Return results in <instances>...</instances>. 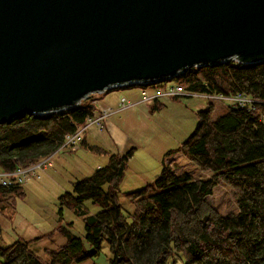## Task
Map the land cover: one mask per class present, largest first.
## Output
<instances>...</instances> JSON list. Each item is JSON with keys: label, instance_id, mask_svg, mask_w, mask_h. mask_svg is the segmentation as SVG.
Here are the masks:
<instances>
[{"label": "trees", "instance_id": "16d2710c", "mask_svg": "<svg viewBox=\"0 0 264 264\" xmlns=\"http://www.w3.org/2000/svg\"><path fill=\"white\" fill-rule=\"evenodd\" d=\"M174 82L192 93H241L257 101L250 110L231 104L217 120L211 118L212 103L197 112L195 130L170 154H183L205 177L178 173L163 162L153 184L127 194L134 212L125 216L119 194L133 151L111 154L84 138L81 146L108 154V163L73 183V193L59 197V224L54 232L0 246V264H81L97 259L104 244L110 250L107 264H177L180 255L187 259L185 264H264V60L192 68ZM163 106L155 104L152 111ZM93 115L94 105L85 101L69 111L26 115L1 124L0 171L15 172L54 155ZM220 185L231 190L236 213L224 215L212 203L214 189ZM25 196L21 185L0 184V206ZM86 201L101 211L90 215ZM65 209L83 217L84 237L70 232L72 224H64ZM56 232L66 242L46 249L44 260L31 245Z\"/></svg>", "mask_w": 264, "mask_h": 264}, {"label": "water", "instance_id": "95a60500", "mask_svg": "<svg viewBox=\"0 0 264 264\" xmlns=\"http://www.w3.org/2000/svg\"><path fill=\"white\" fill-rule=\"evenodd\" d=\"M231 59L264 60V0H0V125Z\"/></svg>", "mask_w": 264, "mask_h": 264}, {"label": "rangeland", "instance_id": "374dc122", "mask_svg": "<svg viewBox=\"0 0 264 264\" xmlns=\"http://www.w3.org/2000/svg\"><path fill=\"white\" fill-rule=\"evenodd\" d=\"M175 85L174 81H168L162 88ZM142 92V88L131 86L97 94L81 101L80 104L85 101L91 102L107 114L102 120V126L91 124L87 120L85 125L75 132L76 134L85 128L86 131L88 130L87 133L85 131L90 141L88 142L97 145L99 143L94 139L102 137L110 124L112 129L110 145L121 141L124 149L133 151V160L128 162V169L119 194V203L125 216H130L134 212V205L127 194L136 192L147 184H153L155 181L148 183V179L155 178L160 172L161 160L173 165L176 158H180L179 155L175 156L170 152L180 147L193 133L197 124V112L212 103L214 110L211 118L217 120L227 114L228 107L232 104L228 101L199 97L163 98L157 103L145 104L142 102L144 101ZM122 99L129 101L131 106L125 108ZM161 103L164 106L160 110L152 111L155 104ZM99 119L100 116L96 122ZM67 139L68 137L64 144L67 143ZM80 145L78 142L75 146L66 148L62 146L52 155L53 157L51 156L53 167L41 173L40 180L30 178L23 184L26 192L24 198L15 197L0 206L3 208L0 211V246L12 245L19 239L31 240L54 231L59 224V197L65 192L73 193V183L91 176L97 167L108 163V154L93 152ZM186 159L185 157L178 161V173L191 174L195 179L205 177V174L193 162H188L189 160ZM182 161H187L188 164ZM211 201L224 215L237 211L234 196L224 185L214 189ZM84 206L90 215H97L101 211V208L91 201H86ZM63 218L64 224H72L70 230L75 236L80 238L85 236L83 217L65 209ZM65 242L63 235L56 232L52 238L33 242L31 249L46 260L44 255L46 249H57ZM109 257V247L104 244L102 253L97 259L81 264H107ZM186 260L183 255H180L177 258V264H185Z\"/></svg>", "mask_w": 264, "mask_h": 264}, {"label": "built area", "instance_id": "2783aa9c", "mask_svg": "<svg viewBox=\"0 0 264 264\" xmlns=\"http://www.w3.org/2000/svg\"><path fill=\"white\" fill-rule=\"evenodd\" d=\"M229 61H234L236 63L244 65L243 63H241V61H236L233 59ZM186 72L180 73L177 77L185 74ZM177 77H175L174 79H176ZM173 80H168V81H173ZM168 81L156 82L154 84H150L146 86H138L143 89L142 94H143L144 101L142 100V102L152 103V102H155L163 98L199 97V98L216 99V100H221V101L233 102L237 104L239 107L247 108L249 110L253 108L255 103L257 102L254 99L249 98L248 96L241 94V93H238L237 95H234V96H227L223 94L208 95V94H197V93L189 92L182 85H175V86H171L165 89L162 87H159V85H164V83ZM127 87H131V86H125L122 88H127ZM122 88H119V89H122ZM122 103L124 104L125 108L131 106V104H129L130 102L126 101L125 99H122ZM125 103H128V104H125ZM93 105H94V115L92 117H89L87 120H89L91 124H97V125L102 126L103 124L102 120L106 116L107 112L104 113L105 111H101L102 108H99L95 104ZM99 116H100V119L98 120V122H96ZM103 127L105 128V126ZM85 131L86 129L84 128L80 132L76 133L75 135L73 134V135L68 136L67 143H65L63 146L66 148L67 146H75L78 142L81 143L83 140ZM51 160H52V157L50 156V157L42 159L41 161H39L38 163L30 167H27L25 169H19L15 172L0 171V183L4 186H9L10 184L22 185L32 177L36 179H40L41 173L47 171L48 168L52 166Z\"/></svg>", "mask_w": 264, "mask_h": 264}, {"label": "crops", "instance_id": "0c3cea01", "mask_svg": "<svg viewBox=\"0 0 264 264\" xmlns=\"http://www.w3.org/2000/svg\"><path fill=\"white\" fill-rule=\"evenodd\" d=\"M109 127H110V124H108V126H107V129H106V133H104V135L102 136V137H98V139H94V140H96V141H98V143L99 144H97V145H99L100 147H102V148H104L105 150H107V151H109L111 154H119V155H121V156H123V155H125V154H127L128 152H130V151H132V150H127V149H124V147H123V145L121 144V141H119V143H115L114 145H110V143H109V139L111 138V136H112V129H111V127H110V129H109ZM93 135H95V134H93ZM87 138V142L89 141V139H88V137H86ZM116 138V137H115ZM117 139V138H116ZM90 142V141H89ZM88 142V144H93V143H89ZM179 148V147H178ZM177 148V149H178ZM109 149V150H108ZM176 149V150H177ZM172 155H179L180 156V158H176V160H175V162L173 163V165H171L176 171H179L178 170V168H179V166H178V161H180V160H183V158H185V156L183 155V154H181V153H174V154H172ZM183 158H182V157ZM133 158V157H132ZM130 159L131 161L133 160V159ZM130 160H129V162H130ZM187 160V159H186ZM163 162H164V160H161V164H160V167H161V169H160V172L156 175V177L155 178H149L148 179V183H151L152 181H155L158 177H159V175L161 174V172H162V170H163ZM183 163H185V164H188L187 163V161H182ZM188 162H190V161H188ZM165 163V162H164ZM101 167H103V166H99V167H97L95 170H97L98 168H101ZM128 169V168H127ZM125 176H126V173H125ZM153 183V182H152ZM148 185V184H147ZM66 193V192H65ZM57 228V227H56ZM55 228V229H56ZM55 231V230H54ZM54 231H52V232H54ZM52 232H50V233H52ZM70 232L73 234V232L70 230ZM50 233H46V234H42V236H45V235H48V234H50ZM42 236H37V237H35V238H33V239H31V240H34V239H38V238H40V237H42ZM23 240H26V239H23ZM31 240H27V241H31Z\"/></svg>", "mask_w": 264, "mask_h": 264}]
</instances>
